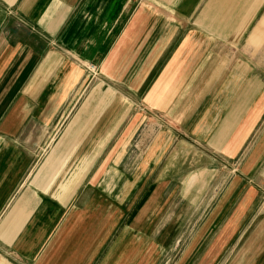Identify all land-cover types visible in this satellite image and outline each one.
Listing matches in <instances>:
<instances>
[{
	"label": "crops",
	"instance_id": "0c3cea01",
	"mask_svg": "<svg viewBox=\"0 0 264 264\" xmlns=\"http://www.w3.org/2000/svg\"><path fill=\"white\" fill-rule=\"evenodd\" d=\"M179 240L177 264H264V0H0V264Z\"/></svg>",
	"mask_w": 264,
	"mask_h": 264
},
{
	"label": "rangeland",
	"instance_id": "374dc122",
	"mask_svg": "<svg viewBox=\"0 0 264 264\" xmlns=\"http://www.w3.org/2000/svg\"><path fill=\"white\" fill-rule=\"evenodd\" d=\"M93 64H89L92 66ZM87 66V67H88ZM94 66V65H93ZM95 68V66H94ZM90 72V71H89ZM97 72V68H95V72L92 74L91 72V78L95 76ZM183 192H175L173 195L174 201L173 205L169 207V209L166 211L165 215L167 218H172V222L170 223V226H173V229L175 230V233L182 237V234H185L189 232L190 234L196 229V226L198 225L197 219L201 214V208L197 206V204L193 205L194 202H196L194 199H196V192H192L189 194L188 197H186L187 200L184 202L181 200ZM185 220H188V222H185ZM161 225H165L162 223ZM116 232V231H114ZM113 232V234H114ZM183 240H179L178 244L175 245V249H173V252L170 254H164L160 256L158 264H177L181 262V247H182ZM219 257H225V256H219ZM197 256L191 254L189 258L187 259L185 264H196Z\"/></svg>",
	"mask_w": 264,
	"mask_h": 264
},
{
	"label": "built area",
	"instance_id": "2783aa9c",
	"mask_svg": "<svg viewBox=\"0 0 264 264\" xmlns=\"http://www.w3.org/2000/svg\"><path fill=\"white\" fill-rule=\"evenodd\" d=\"M87 70L90 71L92 74L95 72V68H94L93 65L90 66V68H89V66H88V67H87Z\"/></svg>",
	"mask_w": 264,
	"mask_h": 264
}]
</instances>
